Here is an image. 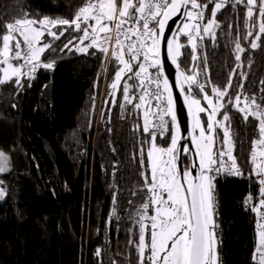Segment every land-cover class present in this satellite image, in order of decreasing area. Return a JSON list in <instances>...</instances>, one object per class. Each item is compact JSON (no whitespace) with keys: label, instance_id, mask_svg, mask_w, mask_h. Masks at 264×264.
<instances>
[{"label":"trees","instance_id":"trees-1","mask_svg":"<svg viewBox=\"0 0 264 264\" xmlns=\"http://www.w3.org/2000/svg\"><path fill=\"white\" fill-rule=\"evenodd\" d=\"M83 3L0 0V33L6 22L25 14L71 19ZM212 7L209 4L206 15L210 16ZM245 19L243 5L233 9L229 4L217 13L220 28L215 29V44L208 38L200 42L207 53L212 84L223 87L236 68L233 41L237 33L243 37L247 30ZM252 19L258 25V15L254 13ZM78 35L68 29L58 40L46 36L51 47L42 59L53 61V68H39L34 79L23 80L22 88L11 82L0 84V151L10 159V169L0 173L6 194L0 200V264H137L136 250L127 244L130 216L143 200L142 193L132 195L142 183L132 159L137 133L132 131L131 117L121 118L119 96L117 106L110 105L108 85L115 61L106 72L101 54H91L93 49L89 53L60 50ZM181 42L186 44V38ZM241 43L246 48L241 54L243 67L236 69L231 91L243 83L244 92L255 93L259 101L264 96V35L255 50L250 48V39L241 38ZM241 71L246 80L239 75ZM102 95L109 103H102L101 110ZM231 115L232 128L238 133L233 155L243 175L216 181L218 264H256L253 206L259 204L262 186L253 172L251 153L253 141L259 138L258 122L250 117L245 124L235 110ZM167 141V136L158 137L160 144Z\"/></svg>","mask_w":264,"mask_h":264},{"label":"snow or ice","instance_id":"snow-or-ice-1","mask_svg":"<svg viewBox=\"0 0 264 264\" xmlns=\"http://www.w3.org/2000/svg\"><path fill=\"white\" fill-rule=\"evenodd\" d=\"M209 4L213 5L210 16L206 15ZM229 4L233 9L237 5L246 9L247 30L243 37L237 33L233 41L238 63L221 87L212 84L207 53L201 50L200 42L208 38L215 44V29L220 28L217 13ZM254 13L259 17L258 25L252 19ZM176 16L183 19L171 39H166L168 22ZM4 29L0 33V84L11 82L22 88L23 80L34 79L39 68L52 69L54 62L42 59L51 47L45 37L58 40L68 29L79 35L61 51L89 53L93 49L91 54H101L105 70L115 61L108 85L110 105L116 107L119 96L121 118L131 117L132 131L137 133L132 159L138 165L142 183L132 195L142 193L143 200L133 208L127 240L136 250L137 264H218L216 181L221 176L243 175L233 155L238 135L232 128L233 110L241 114L245 124L250 117L258 122L259 138L253 141L251 159L262 186L259 204L264 208V163H256L255 150L259 146V155L264 157V96L258 101L255 93L246 94L243 83L231 91L236 69L243 67L241 54L246 48L241 38L250 39V48L255 50L264 35V0H84L71 19H38L25 14L6 22ZM254 29H258L255 34ZM181 37L186 38V44ZM188 48L190 51H183ZM162 49L176 67L175 88L191 117L189 143L185 145H181L176 99L165 75ZM239 75L247 79L242 71ZM107 118L110 122V114ZM165 136L166 145L158 143V137L163 140ZM197 168L199 171L193 175ZM7 170L8 157L0 151V173ZM4 195L5 190L0 189V199ZM129 204L134 201L129 200ZM112 211L115 216L116 209ZM258 230L254 260L264 264V223L258 222ZM96 255L100 256L99 249Z\"/></svg>","mask_w":264,"mask_h":264},{"label":"water","instance_id":"water-1","mask_svg":"<svg viewBox=\"0 0 264 264\" xmlns=\"http://www.w3.org/2000/svg\"><path fill=\"white\" fill-rule=\"evenodd\" d=\"M183 19L181 16H176L168 22L165 31V38L171 39L172 33H174L180 24V20ZM162 57L164 59V69L165 75L169 78L170 84L173 85L174 96L176 99V112L177 117L181 126L182 140L181 145L189 143L188 133L191 130V117L188 115L187 105L184 103L183 96L180 94L179 90L175 88V82L177 79V71L175 65L171 64L170 60L167 58L166 53L162 49ZM199 169H195L193 175L198 172Z\"/></svg>","mask_w":264,"mask_h":264},{"label":"rangeland","instance_id":"rangeland-1","mask_svg":"<svg viewBox=\"0 0 264 264\" xmlns=\"http://www.w3.org/2000/svg\"><path fill=\"white\" fill-rule=\"evenodd\" d=\"M46 38V37H45ZM182 38V37H181ZM85 43H87V42H85ZM109 69V68H108ZM0 76H2V73H0ZM104 86H106V85H104ZM103 86V91H102V93L104 94L105 92H104V89H105V87ZM101 104H100V109L102 110V103H103V105L106 103V101H107V99L105 100V97L102 95V97H101ZM256 152H257V160H256V163H264V157H260V155H259V152L261 151V148L259 147V146H257L256 147ZM6 155V154H5ZM7 156V155H6ZM8 157V156H7ZM10 169V159H9V157H8V170ZM7 170V171H8ZM7 171H5V172H7ZM5 172H3V173H5ZM0 189H5V187H4V185H3V183L0 181ZM6 197V194L4 195V197L2 198V199H4ZM1 200V199H0ZM260 205V204H259ZM256 215H257V219H258V221L260 222V223H264V210H263V208L261 207V205H260V208L259 209H257L256 210ZM259 231V230H258ZM258 240H259V235H258V232H257V234H256V247H257V244H258ZM108 254V253H107ZM255 255H256V251H255ZM254 255V256H255Z\"/></svg>","mask_w":264,"mask_h":264},{"label":"built area","instance_id":"built-area-1","mask_svg":"<svg viewBox=\"0 0 264 264\" xmlns=\"http://www.w3.org/2000/svg\"><path fill=\"white\" fill-rule=\"evenodd\" d=\"M109 65H110V63H108L107 64V68H106V72H107V70H108V68H109ZM262 150V149H261ZM258 157V156H257ZM230 163V162H229ZM229 176H232V175H228V176H221V177H229ZM236 176H240V175H236ZM260 208V205L258 204L257 206H256V210L257 209H259ZM258 219H257V224H256V231L258 232Z\"/></svg>","mask_w":264,"mask_h":264}]
</instances>
